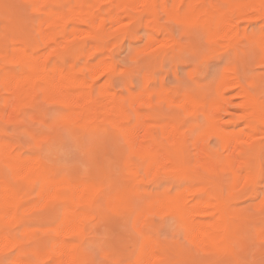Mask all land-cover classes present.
<instances>
[{"label": "bare ground", "instance_id": "obj_1", "mask_svg": "<svg viewBox=\"0 0 264 264\" xmlns=\"http://www.w3.org/2000/svg\"><path fill=\"white\" fill-rule=\"evenodd\" d=\"M2 1L4 2V0ZM26 1L28 2L27 5L28 6L30 5V7L28 8L29 9L31 8L32 12H34L35 15L38 17L36 21L35 16H33L34 13L32 15L29 14L30 12L28 13V15L34 18L32 19L33 22L34 20L35 22H37L36 25L35 23L34 24L32 23V20H29L25 17L27 16L26 12H28V11H23V9L25 8H22L21 11H23V14L25 13L24 18H26L29 21V23L31 22L30 24L34 25L35 27L34 30L36 31V33L34 31L35 34H33L28 29L25 30V28L23 29L21 26L14 25L13 23L15 22L13 21L12 23L10 19H9L10 22L7 20L9 23L4 28L5 30L0 28V113L2 112L4 107H11L12 112L10 113L14 114V112H17L20 107H25V106L30 107L29 105H32L34 102L35 104H37L36 102L38 101L37 99H39V97L49 99V102L51 101H52L51 103L56 102L60 104V106L65 108V110L63 111L64 113L63 118L65 122L64 124H67L68 127L71 126V129L73 130H75V127L76 129H78L77 127H79V129L81 128V130L83 128L84 129L95 128L98 130L102 126H108V127L110 126L112 128L114 127L119 133H121L124 136L123 138L128 143L126 144L128 145L127 147L130 148V149H126L128 152L129 151H132V153L137 152L140 153L141 155H148L152 157L151 158L152 162L149 161L151 165L145 167L146 168L145 171L149 170L148 171L149 173L151 172L150 169L152 166L155 168V165L157 167V164H159L158 160L162 155V154L160 155V150L166 145L168 147L169 145L172 146L171 148L172 151H170L171 153H169V151H166L167 153L162 156L166 157V155H169L168 157L172 158L171 156L172 154H176V156L181 155L183 153L182 148H184L183 146L184 143L186 142L185 137L179 134V126L176 125L175 123L171 124L169 122V124H167L166 126L163 125L164 127L162 126L163 127L162 130H160V128L158 127L159 124H161V122L159 120H156L154 114L148 116V119L149 120L151 119V122L146 118L144 120H141L140 117L136 119L135 115L137 116V114H134V116H132V118L135 117L136 120L133 119L134 120L133 121L130 118L129 114L127 113V111L129 110L125 108L126 107L125 102L127 101L126 103L128 105L129 99L123 101L120 94L109 89L112 80L111 75L112 73L117 71V63L114 59L115 57L112 56L114 52L112 53V49H111V45H112L111 44L112 42L110 43L111 38H118L122 35L125 36L127 33L128 35L134 34L136 32V30L134 29L135 25L139 27L142 26V24L147 23L148 26L147 25L146 26L147 27L150 26L149 27L150 33L148 32L147 34L149 35L147 36L149 42L150 41L155 42L157 40L158 43L159 40L157 37L160 33L169 34L170 36L173 35L171 33V30H169L168 27L164 26L160 22L161 16L167 15L173 18L174 21L169 19L170 21H173V23H175V21H177L176 18H178L181 21L196 25L199 28V30L201 29L205 31L211 38L212 43L215 44L217 43L216 45H219L220 42H223L224 45L226 42H229L233 46H236L237 49L242 50V48H239L238 45H240L243 41H245L247 44H250L255 48L254 49L253 47H251V49L253 48L255 51H257V54L259 53V56L263 57V58L259 57L258 58L259 60L256 58V60H258V63L259 64L261 63L260 62L261 59H262V64L264 63L263 60L264 55H262V51H264V26L260 25L261 26V28L259 27L260 29L258 28V30H251V31H248L249 28L248 29L246 27L242 28V26H240V21H242L241 19L244 20L251 13L253 14L255 13V15H258L256 16L257 18L259 17L262 19L264 18V0H225L226 2L223 4L216 2L214 0L213 1L179 0L178 2L177 0H175V2L171 5H169L168 0H26ZM3 2L2 4L5 7V4ZM10 2L9 1L5 2L7 3L6 6L8 5V7H5L6 8V11L4 10L5 13L9 12L7 10H9L10 7L15 6V5H11L13 3L9 4ZM22 2L24 3V1ZM2 4H0V8ZM24 6H26V4ZM4 7L3 9H5ZM3 9L0 10L3 11ZM16 9L17 8L15 7V9H13V11L11 10V12L17 15V13L15 12ZM17 11L18 14H20L19 10ZM10 17L12 18V16ZM174 17L176 18L174 19ZM257 18L254 17V19ZM1 19L2 18H0V21L2 22L3 19L2 20ZM13 19L16 20L15 17H13ZM16 22L19 23V19L18 21L16 20ZM131 27H132V31H131ZM133 29L135 31H133ZM188 31L186 32L188 33ZM190 32L193 31L190 30ZM168 38L170 42L172 40L171 43L172 45L167 44V46L168 45L172 46L173 49L174 47L176 48L181 47L180 45L182 44L179 43L178 40L174 39L173 37H172L173 39H171L170 37ZM209 40L207 41L210 43ZM164 42L165 41L163 39L162 44ZM158 44L157 46L160 45ZM164 45L166 44L164 43ZM241 45L244 44L242 43ZM236 47H233V49ZM231 48L230 51H232ZM253 49L251 50V52H249L248 49H244L245 51L246 50L248 51L249 54L248 53L247 54L249 55V57L247 58L248 59L250 58V61L255 54L254 53L253 56L251 55L254 52ZM235 53L234 56L236 57ZM243 53L245 52L243 51ZM239 54L240 56L243 55V57L240 58H244L246 55V54H242V52H240ZM247 58H244L245 61H243V64L245 66L246 63H249L247 62L248 61ZM254 61L253 62L251 61L252 65L258 67L259 66L257 65L258 63L257 62L254 63ZM227 72L229 71H226V73ZM232 72L233 71L230 70V73L228 74L223 73L222 77L223 79H226L225 81L226 84H228L227 85L228 90L229 88L232 87H240L242 89L239 91H242L241 93L246 98V100L244 99L245 101H243L242 99L243 103L241 102L243 109L245 110V113L244 111L243 113L247 118L246 127L241 128L240 130H236V129H229L228 126L226 125L223 126L221 124V121L223 119L221 120V115H219L220 111L218 112V109L224 110L226 108L220 109L219 108V106L221 105L220 103L219 106L217 105L216 107L215 105L214 108L213 106L212 108L208 106L209 108H211V110L208 107L206 108L203 107L204 112L207 113L208 123L210 128H214L217 130L212 133L213 134L216 133V136L218 137V138L216 137V139L220 141L219 143H220V147L222 146L223 148L222 150L228 152L224 153L221 151H217L218 153H215L214 151L208 149L202 150V148H199V150L201 149L200 156L202 157L201 158L203 161L202 163L205 165V167H210L211 169L213 166L215 165L217 166V164L219 165L220 164L219 161L222 162L220 164L221 167L224 168V170H226L227 173H229V175H231L230 177H231L232 186L230 187V189H233V191L235 188H237L236 187L237 185L238 188L241 187L239 186L240 183H244V186L246 187L250 184L251 185L254 184L255 188L257 189L256 181L258 179L260 180L262 171H264L263 170L264 167L262 168L260 163H257L260 152H263L262 150H264V148H262L261 150V147L264 144L263 143L264 141H262V139H264L263 136L264 135V103H263L264 101L261 102V100L257 97L256 93L252 91V86L254 83L247 85L245 82L241 81L240 77L236 74V72L234 73ZM260 75H262L260 78L264 79V74H260ZM104 76L106 77L108 76L107 77L108 80L104 81V83H101V79ZM165 94L168 95L166 92ZM164 96L165 95H163V98ZM139 99H137V101ZM44 101L48 102L47 100ZM158 101L159 100H157V102ZM222 101H224V99ZM134 102H135L134 100L131 102L132 103L131 106L134 104ZM144 102L145 101L141 103L146 104ZM152 104L154 105L153 102ZM192 105L189 103V109L191 108ZM132 107H136V106L133 105ZM215 108H218L216 109L217 113L215 110H212ZM198 109L200 108H197V110ZM135 110L134 113L136 112L140 113L138 112L137 109ZM61 116H63L62 112H61ZM144 116L145 115H143L142 117L144 118ZM59 118L62 117H60L59 115ZM159 130L162 132V136H158L155 134L156 132H158L161 135V132ZM76 132L78 131L76 130ZM122 135L116 134L117 137L120 136L121 138ZM117 137L115 138L118 139ZM122 141L120 139V141L118 142H122ZM200 141H198V143ZM113 142H117V140L116 141L114 140ZM219 143H217L218 147H219ZM9 146L10 145H8L5 141L0 140V167H1L0 168V250L3 249L2 251H4V248L18 249V252H16L14 255H12V257H10L11 258L10 261H12L11 264H40L39 263L40 261L38 262V259L41 260V258L43 257H45V260L50 259L51 264L52 263L67 264L68 262L70 263V261L78 262L77 261L78 243H76L77 241L75 243L71 242L69 238L70 237L73 238L72 236H74L76 233L82 232L81 231L82 228H80L81 229L80 230L79 227L82 224L81 223L82 218L84 217V215H86L85 213L86 211L84 212L81 210L82 205L87 204L90 201V199H92V197L93 199L95 198L94 195L92 196L93 193H95L96 195L94 184L97 187L100 184L97 185L98 182L91 183L89 181L82 183L80 178L75 177V175L74 176L58 175V173H56L54 169L51 168V165L49 166L46 163V161H44L43 159L39 157H28V156L23 157L20 154L14 153L11 146L10 147ZM121 146H123V144ZM192 146L194 145L192 144ZM123 148L120 147L121 150L118 149L120 150L119 154H121L120 152H122V155L118 154L119 158L125 157L123 156ZM101 153L103 154V152ZM125 153L124 155H126ZM134 155L135 154H132L131 157H133ZM165 157H162L164 158V161H165ZM180 159L178 158L177 160L180 161ZM164 161H162L161 163H164ZM3 162H6L7 165ZM132 163L134 166L135 162ZM185 163L183 165H185ZM173 164L174 163L172 161V168L173 166H175ZM3 165L4 167L8 166L7 169H10L9 171L6 169L8 173L4 171V168L2 167ZM170 165L168 163V167H170ZM196 165H194V170ZM168 167L165 165L164 167L166 168L165 170H167ZM247 167H250L251 169H253V171L247 172L246 170L250 169ZM164 168H162V170H164ZM176 168L179 167H177L176 165L175 169ZM170 169L171 167L168 170ZM196 169L198 170V168ZM171 170L174 171V168ZM177 170L178 169H176L175 171L177 172ZM138 172H139L138 169H134L132 170V172L130 171L131 176L129 177L131 178V181L140 180L137 179L139 178ZM154 172H156V170ZM7 175H9V177H12L13 181L18 182V180H21L22 183L21 188L18 185V183L17 184L13 183L8 177H6ZM34 181L35 182L38 181L41 184L40 185L38 183L40 185V191L39 190L38 191L40 192L41 197L42 196L46 197L48 195H51L52 199H54V201L59 203V206L61 205L63 207V212H61L62 216L59 218V221L56 223V225L53 226L55 229L51 227L50 230L51 233H54L55 235L51 233L46 234L43 232L42 234L45 236H40L39 233L42 232L43 229L42 227H41L42 229L38 227L36 228L26 227L25 223H23L24 215H22L21 213H24L25 211L23 204L27 200L28 194H24L26 193V192L23 193L24 190L21 191L22 186L25 184L30 185ZM93 181H95V179ZM34 185H36V183ZM137 186L139 187L140 184L134 185L130 183L129 185H125V187L120 188L118 191L116 190L117 192L113 195L114 198L113 197L110 198L111 206L114 205L116 206V208L122 206V208H124L125 211L126 210L129 211L131 207V198H132L131 193H133L134 190H137ZM29 187L31 188L32 186L30 185ZM192 187L193 185L191 186V188L189 187L185 188L184 186L185 189L183 188L182 191L177 192L174 195H162V196H158L157 198H153L151 199L150 204L151 203L157 205L159 204L161 207H164L163 204L169 206V208L172 209L173 212L176 214L177 219L180 222L181 226L184 228L187 238H189L190 241L195 246L197 245L196 247L198 246L199 248L203 247L202 248L203 250L209 252L210 251L216 252V250H218L221 251L223 254H225L224 252L226 251L234 252L235 250L234 239L236 238V232H238L239 226L242 224L240 222V213L237 212L236 210L234 211L231 210L229 204L230 202L227 201V199H225L224 195L214 191L208 192L207 189L205 190L201 188L202 190H205L206 193L201 197L196 194L195 187L194 188ZM201 189L199 190L196 189V190L200 192ZM249 191L251 190H248V192ZM138 192L141 195V191ZM98 197L101 196L99 195ZM108 205L109 204H107V206ZM91 206L92 205H90V207ZM51 208H52L50 209L51 211L55 209L53 207ZM37 210H39V208ZM245 210L248 211L247 209ZM88 213H89V208H88ZM89 214L87 215L90 218L91 214L90 216ZM137 217L138 216H136V218ZM90 219H85V220L90 221ZM50 220H52V218ZM82 222L84 221L82 220ZM85 222L87 223V221ZM86 223L84 225H86ZM13 226L15 227L18 226L17 234H14L15 231L14 232L12 231V229H14ZM11 227L13 228L11 229ZM44 230H48V229H44ZM84 232L86 231L84 230ZM81 234H83V232ZM260 240L261 239L259 238V241ZM139 245L141 247L138 246L140 247V249L139 251L137 250L138 252L137 256L133 261L135 264H161L160 263L161 261L169 262L168 261L169 255H171V253L168 251L170 253L169 254L165 250L159 249L157 242L156 243L153 242L152 239H146L145 237L143 239V242L139 243ZM234 255L237 256L238 254L237 255L234 254Z\"/></svg>", "mask_w": 264, "mask_h": 264}, {"label": "rangeland", "instance_id": "obj_2", "mask_svg": "<svg viewBox=\"0 0 264 264\" xmlns=\"http://www.w3.org/2000/svg\"><path fill=\"white\" fill-rule=\"evenodd\" d=\"M1 1L2 0H0V4H2L3 2ZM6 1L9 2L11 1L9 3L11 4L13 3L14 0H6ZM6 1L4 0L3 3L5 4V7H8V5L6 6L7 4L5 3ZM22 1H24L26 6H24L25 4ZM22 1L15 0L14 3L11 4L15 6L10 7L9 5L10 9L8 8L9 10H7L9 12L6 13H5L6 8L2 4L0 9H3V7L5 9H3V11L0 10V16H3L0 17L3 19V20L1 19L2 22L0 21V28L4 29L7 26V24L10 22L9 21L10 19L12 23L13 21L15 22L13 23L14 25L21 26L23 29L24 28L25 30L28 29L33 34H35L36 31L34 30L35 27L33 24L35 23L36 25L37 22H35V20L33 22L32 19L34 18L30 16L34 12H32L31 8L30 9L28 8L30 7V5L29 6L27 5L28 2L26 0H22ZM178 1L179 0H177V2ZM209 1H213V0H209ZM214 1L222 4L226 2L225 0H214ZM168 2L169 5H171L175 2V0H168ZM15 7L17 8L15 10L17 15L11 12V10L13 11ZM22 8L26 9V10L23 9V11H28L26 12L27 16H25V13L23 14V11H21ZM17 10H19L20 14H18ZM28 13L30 15H28ZM10 16H12V18ZM24 16L27 19L32 20L33 24H30L31 22L29 23V21L26 18H24ZM29 16L31 17V19ZM33 16H35L37 21L38 17L35 15V13ZM253 16L257 18L256 16L258 15H255V13L254 14L251 13L244 20L241 19L242 21H240V26H242V28L244 27H246L247 29L249 28L248 31L258 30L259 27L261 28V26H264V22H263L264 18L262 19L259 17L261 20L259 18H257L258 19L257 20L254 19ZM13 17H15L17 21L19 19V23L16 22V20H14ZM175 18L176 17H174V19ZM169 19L173 20L171 16L162 15L160 22L164 26L168 27V29L171 30V33L173 35L170 36L169 34L160 33L157 37L159 40L158 43L160 45L157 43V40L155 42L154 41L153 42L150 41L151 43L149 42L147 37L149 35L147 34L148 32L150 33V29H149L150 26L147 27L148 26L147 23L146 24L144 23L142 24V26L139 27L135 25V28L134 27L133 28L136 30V32L135 33L132 32L134 34L128 35L127 33L125 36L122 35L118 38L110 39V43L112 42L111 43L112 53L114 52L113 53L114 55L112 54V56L115 57L114 59L117 63V71L112 73L111 75L112 80L109 89L120 94L123 101L129 99L128 105L126 103L127 101L125 102L126 104L125 108L129 110L127 111V113L129 114L130 118L132 120L133 119L136 120L138 117H140L141 120H144L145 118L149 120L148 116L154 114L156 120H159L161 122V124H159L158 127L160 128V130H162V128L164 127L163 125L166 126L167 124H169V122L171 124L175 123L176 125L179 126V134L185 137L186 142L184 143L183 146L184 148H182L183 153L178 156H176V154H172L171 155L172 158L168 157L169 155H166L165 157L162 155H165L167 153L166 151H169V153H171L170 151H172L171 150L172 146L169 145L170 147L169 148L166 145L165 147L161 148L160 155L161 154L162 155L158 160L159 161V164H157L158 168L156 167V165L155 168L152 166L150 169L151 170L150 173L148 172L149 170L145 171L146 170L145 167L151 165L150 162H152L151 159L152 157L148 155H141L140 153L137 152L135 153H132V151L128 152L126 150V149H130L127 147L128 145H126L128 143L123 138L124 136L121 133H119L114 127L112 128L110 126L109 127L102 126L104 129L100 127V129L98 130L95 128H91V129L83 128L81 130V128L79 129V127H77L78 129H76L75 127V130H73L71 129V126H69L70 127L69 128L67 124H64L65 122L63 118L64 117L63 111L65 110V108L60 106V104L54 101H53L54 103H51L52 102L51 100H50L51 102H49V99H45L43 97L42 99L41 97H39V99H37L38 101L36 102L37 104H35L34 102L32 105H29L30 107L27 106L20 107L17 112H14V114L10 113L12 112L11 107H4V109L0 113L1 116L0 140H3L8 145H10L14 153L20 154L23 157H27V156L39 157L43 159L44 161H46V163L49 166L51 165V168H53L54 171L58 173V175L61 176L75 175V177L80 178L82 183L89 181L91 183L98 182L97 185L98 184L101 185L100 188V185L97 187L94 184L96 195L95 193H93L92 196L94 195L95 198L93 199L92 197V199H90V201L87 204L82 205L81 210L84 212L86 211L85 212L86 215H84V217L82 218L84 222H82L81 220L82 224L80 223L81 225L79 229L82 228V230L81 229L80 230L83 232V234H81L82 233L81 232V233H76L74 236H72L74 238V241L73 238L71 237H70L71 239L69 238L71 242L75 243L77 241L76 243H78V245L76 244L78 246V259H77L78 262L70 261V263L68 262L69 264H81V263L82 264L83 263L84 264H89V263L90 264H130V263L135 264L133 261L137 256L138 253L137 250L139 251L141 247L139 243L143 242V239L145 237L146 239H152L153 242L155 243L157 242L159 249L165 250L167 253L169 252L171 253V255H169V260H168L169 262L161 261L160 262L161 264L162 263L163 264H264V232H263L264 199L260 198V192L261 189L264 188V184L261 183V178L260 180L258 179L259 181L258 180L256 181L257 189L255 188L254 184L252 185L250 184L246 187L244 186V183H240L239 186L241 187L238 188L237 185L236 186L237 188H235L233 191V189H230V187L232 186L231 177H230L231 175H229V173H227V171L221 167L220 164L222 162L219 161L220 164L219 165L217 164V166L216 165L213 166L212 169L210 167H205V165L202 163L203 162L201 159L202 157L200 156L201 149L199 150V148H202V150L208 149L214 151L215 153H218L217 151H221L224 153L228 152L222 150L223 148L222 146L220 147V143H219L220 141L216 139L217 137L216 133L215 134L212 133L217 130L214 128H210L208 123V116L207 113L204 112L203 107L206 108L209 106L212 108L213 106L214 108L215 105L217 107V105L219 106L221 104L219 106L220 109L226 108L224 110H219L218 108L212 110H215L216 113H217L216 109H218V112L220 111L219 115H221V120L223 119L221 121V124L223 126L224 125L228 126L229 129L240 130L241 128L246 127L247 124V118L244 114L245 110L243 109V106L241 104V102L243 103V101H245L246 98L241 93L242 91H239L242 89L240 87H232L229 88L228 90V86H227L228 84H226L225 81L226 79H223L222 77L223 73L225 74L226 71H229L226 73L228 74L230 73V70H232L233 71L232 73L236 72V74L240 77L241 81L245 82L247 85L254 83L252 86V91L256 93L257 97L261 100V102L264 101V79L260 78L262 76L260 74H264V69H262L260 65L262 64V59L260 61L261 63L260 64L258 63L259 60L258 58L261 56H259V53L257 54V51L254 50L255 48L253 46L247 44L245 41L242 42L245 46L241 45L242 43L238 45V47L242 48V50L237 49L236 46H233L229 42H226L225 45L223 44V42H220L219 45H216L217 43L216 44L212 43L209 35L205 31L201 29L199 30V28L196 25L181 21L178 18H176L177 21L173 23L174 20L170 21ZM134 29L133 31H135ZM189 29L193 32H190ZM131 31H132V27H131ZM186 31H188V33ZM132 35L134 38L132 37ZM162 36L165 41L164 43L166 45H164V43L162 44L163 41ZM168 37H170L171 39L174 38L178 40L179 43L182 44L180 45L181 47L178 48L174 47L173 49L172 46H169L172 45L171 44L172 40L170 42ZM206 39L209 40L210 43ZM157 44L159 46H157ZM167 44L169 45L167 46ZM241 46H243L244 49H248L249 52H251V50L254 48L253 49L254 52L251 55L253 56V54L255 53L254 54L255 58L252 57L251 61L253 62L257 58L258 60L254 61V63L257 62L258 63L257 65H259L260 67L259 66L255 67L252 65L250 58L249 59L247 58L249 57L248 51L247 50L245 51ZM233 47H236L234 48L235 51ZM251 47L253 48L251 49ZM230 48L232 51H230ZM243 51L245 53H243ZM233 52L234 53L236 52L237 54H239L240 52H242V54H246L244 58H247L248 59L247 62L251 64L246 63L245 66L243 64V61H245L244 58H240L243 57V55L240 56V54L237 55L235 53L236 57H238L236 58ZM105 77L106 76H104L101 79V83H104V81L108 80L107 78L108 76L106 77L107 79ZM165 92L168 95H166ZM148 93L151 95H149ZM163 95H165L164 98ZM137 99H139L140 101L139 100L137 101ZM223 99L224 101H222ZM44 100H47L48 102ZM133 100L135 101L133 105L136 107H132L133 105L131 106L132 104L131 102ZM157 100L159 101L157 102ZM143 101H145L144 103L146 104H142ZM185 101L187 102V104ZM152 102L154 103V105L152 104ZM189 103L191 105L193 104L191 106L192 109L191 108L189 109ZM197 108L200 109L197 110ZM211 108L209 109L211 110ZM133 109L134 110L137 109L138 112L140 113L137 112L134 113L136 110L134 111ZM61 112L63 116H61ZM134 114H137V116L135 115L136 119L135 117L132 118ZM59 115L62 118H59ZM143 115H145L144 118L142 117ZM149 121L151 122V119ZM76 130L78 132H76ZM116 134L122 135V138L120 136L117 137ZM155 134L158 136H162V132L161 135L158 132H156ZM115 137H117L118 139H116ZM119 138L121 139V141L123 139V141L118 142L120 141ZM114 140L115 141L117 140V142H113ZM198 141L200 142L198 143ZM262 141H264V139H262ZM121 143L123 144V146H121L122 145ZM217 143H219V147ZM192 144L195 147L192 146ZM196 145L198 148L196 147ZM263 145L261 147V150L262 148H264ZM119 146L122 148L124 147L123 156L126 157V158L124 157L125 160L122 156L121 157L123 159L119 158V155H122V152H120L121 154H119V151L121 150ZM262 151L263 152H260L259 154L258 157L259 159L257 163H260V165L263 168L264 150ZM101 152H103V154ZM124 153L126 155H124ZM132 154L135 155L131 157ZM162 157H165V161L164 158ZM178 158L179 159L181 158L180 161L177 160ZM132 159L135 161H133ZM162 161H164V163H161ZM172 161L174 163L173 165L175 166L177 165V167L180 168V169L176 168L178 169L177 172L175 171L176 170L175 166H173L174 171L171 170L173 169ZM6 162L3 163L7 165ZM132 162H135L134 166L136 164L137 165L134 167ZM147 162H149L150 164ZM182 162L184 163L186 162L185 165H183L184 163ZM168 163L169 165L171 163L170 170H168L170 168L168 167ZM193 164L194 165L197 164L199 166L196 165L194 170ZM165 165L168 167L167 170H165L166 168H164ZM2 167L4 168V171H6V173H8V171L10 170L7 169L8 166L4 167L3 165ZM162 168H164V170H162ZM196 168H198V170ZM134 169L139 170L138 172L139 178H137L140 179L137 180L139 182H137L136 180L131 181V178L129 177L131 176L130 171L132 172V170ZM155 170L156 172H154ZM246 171L247 172L253 171V169L250 168ZM105 173L108 174L109 176L106 175ZM113 175L115 178L113 177ZM141 175L143 179L141 178ZM6 177H8L13 183L16 184L18 183V185L21 188L22 185L21 180H18L17 182V181H13V178L9 177V175H7ZM94 179L95 181H93ZM35 183L37 186L34 185ZM38 183H39L38 181L37 182L34 181L33 183H31L30 184L32 186L31 188L29 187L30 185L28 184L22 186L21 191L24 190L23 193L26 192L24 194H28V197L23 204L25 211L24 213L21 214L24 215L23 223H25L26 227H32V228L42 227L43 228V229L41 228L42 232L39 231L40 232L39 235L45 236L42 233L43 232L46 234L51 233L50 231L51 227L55 226L56 223L59 221V218L62 216L61 212H63V207L61 205L59 206V203L54 201L51 195L46 196L47 198L43 196L41 197L39 192L41 184L39 183L40 184L39 185ZM130 183L134 185L140 184L139 187L137 186V190H134V192L131 193L132 198H131L130 210L125 211V209L122 208V206H119L118 208H116V206L114 205L111 206L110 198H112L113 195L120 188L125 187V185H129ZM192 185H193L192 188L195 187L196 194L201 197L202 195L206 194L205 193L206 189L208 190V192L214 191L224 195L225 199H227V201L230 202L229 204L231 210L232 211L236 210L237 212L240 213V222L242 224L240 223L241 225L239 226L238 232H236V238L234 239V249H235L234 252L226 251L224 252L225 254H223L221 251L218 250H216L217 252L216 253L215 251L214 252L205 251L202 249L203 247L202 248H199V246L196 247L197 245L195 246L190 241V239L187 238L184 228L181 226L180 222L177 219L176 214L173 212L172 209L169 208V206L163 204L164 207H161L159 204L158 205L154 203L150 204V201L153 198H157L158 196H162V195H174L177 192L182 191L184 186L185 188L188 187L191 188ZM23 187L27 189L25 190ZM102 188H104L105 190ZM201 188L205 190H202ZM196 189L198 190L201 189V191L199 192ZM248 190H251L249 191L250 193L248 192ZM138 191H141V195ZM37 192L39 193V195ZM99 195L101 197H98ZM50 203L52 206L50 205ZM107 204L109 205L107 206ZM90 205L92 206L90 207ZM51 207L55 209L51 211L50 210L52 209ZM60 207L62 208V210ZM38 208L39 210H37ZM88 208H89V213L92 212L93 209L95 210V211L93 210L94 214L93 212L90 213L91 216L88 213ZM164 208L165 209L169 208V209L165 210ZM245 209H247L248 211H246ZM87 214H89L91 219L88 217ZM136 216L138 217L136 218ZM51 218L52 220H50ZM85 219H90V221ZM85 221H87L88 224ZM85 223L86 225H84ZM13 227L14 229H12ZM13 227H11L12 231L13 232L15 231L14 234H17L18 226L16 227L13 226ZM44 229H48L49 231ZM53 229L55 228L53 227ZM84 230L86 232H84ZM259 238L261 239L260 241ZM2 250H0V262H1L0 264H11L12 261H10L11 260L10 257H12V255L18 252V249L4 248V251ZM234 254L236 255L238 254V255L235 256ZM43 258H41V260L38 259V262L40 261L39 262L40 264L42 263L51 264L50 259L45 260V257Z\"/></svg>", "mask_w": 264, "mask_h": 264}, {"label": "snow or ice", "instance_id": "obj_3", "mask_svg": "<svg viewBox=\"0 0 264 264\" xmlns=\"http://www.w3.org/2000/svg\"><path fill=\"white\" fill-rule=\"evenodd\" d=\"M262 55H264V51H262ZM261 68L264 69V64L261 65ZM261 183L264 184V171L261 174ZM260 198L264 199V188L261 189Z\"/></svg>", "mask_w": 264, "mask_h": 264}]
</instances>
